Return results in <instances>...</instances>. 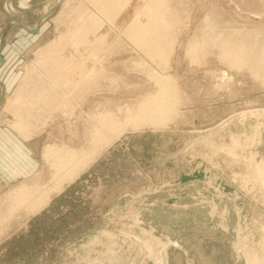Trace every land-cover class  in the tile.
<instances>
[{
	"label": "rangeland",
	"instance_id": "374dc122",
	"mask_svg": "<svg viewBox=\"0 0 264 264\" xmlns=\"http://www.w3.org/2000/svg\"><path fill=\"white\" fill-rule=\"evenodd\" d=\"M17 1L0 0V56L6 59L0 78L10 85L0 101V122L34 142L36 164L19 181L0 183V264H264V72H253L249 60L242 67L250 71L221 64L220 43H210V55L205 48L200 55L206 59L199 55L197 63L187 53L194 34L211 26L230 29L224 34L233 38L249 29L251 36L246 31L237 40L263 50L264 0H166L173 18L159 35L129 30L136 18L147 23L151 0H112L118 11L112 18L109 0H28L26 9L12 13L7 4ZM90 15L99 29H89ZM150 37L169 41L146 49L141 41ZM14 40L23 44L16 52ZM157 49L159 58L149 55ZM54 64L69 71L59 78L66 93H58L66 100L31 122L17 119L30 105L27 98L16 103L24 75L38 66L54 70ZM155 72L170 75L171 88L174 83L181 90L177 98L169 94L176 110L162 127L133 131L131 123L117 141L103 145L96 135L101 129L115 135L129 113L147 115L142 100L161 93ZM107 118L115 126L105 127ZM64 146L98 154L30 214L31 201L16 199L17 190L32 194L50 186L51 152Z\"/></svg>",
	"mask_w": 264,
	"mask_h": 264
},
{
	"label": "bare ground",
	"instance_id": "6f19581e",
	"mask_svg": "<svg viewBox=\"0 0 264 264\" xmlns=\"http://www.w3.org/2000/svg\"><path fill=\"white\" fill-rule=\"evenodd\" d=\"M27 1L28 0H21V1H17V2H14V3H12V4H10V5H12V6H9L8 4H7V8H8V10H10L12 13H14V12H18V11H22V10H24V9H26V6H28L27 5ZM97 1V2H96ZM94 0V2L95 3H99V5H101L102 4V2H104V0ZM98 1H101V4H100V2H98ZM110 2H106V3H110V7H112L113 6V1L112 0H109ZM111 1H112V5H111ZM117 1H119V2H121L120 0H116L115 1V3L117 2ZM124 1V0H123ZM126 2L128 1V0H125ZM152 1L155 3V6H152ZM169 1L167 2L166 0H151L150 2H148V4H150L151 5V7L148 9V10H145L149 15H151L148 19V21H147V23H145V24H143V23H141V22H139V21H137V19L138 18H136L133 22H134V25H132L131 26V28L129 29L130 30V33L131 34H134V33H136V34H140V35H147V34H149V32H155L156 30V32L153 34V35H159L158 34V31H160L159 29H161L162 27H164L165 26V22H168V21H170V19L172 20V18L173 17H171V16H169L170 14V10H169ZM94 4V3H93ZM107 4V5H108ZM117 4V3H116ZM116 4H114V6L116 5ZM121 4V3H120ZM122 4H127V3H122ZM119 5V4H118ZM97 6H98V4H97ZM103 6V5H102ZM112 7V9H110L109 8V6H108V9H109V12H108V14H109V16H110V14L112 13V10L115 12V13H117L115 10H116V6L115 7ZM118 7V6H117ZM122 8V6L121 5H119V8ZM100 8H102L103 10H105L106 8H103V7H100ZM115 9V10H114ZM118 9V8H117ZM216 9H218V8H216ZM18 10V11H17ZM99 10V9H98ZM103 10H101V11H103ZM110 10H111V12H110ZM118 10H120V9H118ZM144 11V12H145ZM220 11V10H219ZM105 12H107L106 10L104 11V13ZM144 12H140V14H142V13H144ZM145 12V13H146ZM211 12V11H210ZM212 12H214V11H212ZM212 12L210 13V14H212ZM103 12H101V14H102ZM145 13L144 14H142V15H144L145 17H146V15H145ZM146 13V14H147ZM99 14V13H98ZM107 14V15H108ZM114 16H118V14L117 15H115L114 13H112ZM112 14H111V18H112ZM208 14V13H207ZM220 14V13H219ZM95 15V14H94ZM92 16V15H90V17L92 16V18L90 19V17L88 18V20H87V25H90V28L89 27H87L86 25H85V27L86 28H84L83 29V31L85 32V30H86V32H88L89 30H88V28L91 30V28H92V31L94 30L93 29V27H91V26H94V27H97L98 28V25H97V16ZM209 15V14H208ZM207 15V16H208ZM214 15V14H213ZM212 15V16H213ZM221 15V14H220ZM104 16H106L105 14H104ZM206 16V15H205ZM216 16V15H215ZM214 16V17H215ZM224 16H225V14H224ZM108 17V16H107ZM144 17V18H145ZM209 18H210V16H208ZM101 18H103V17H101ZM111 18H110V20H111ZM212 18V17H211ZM217 18V17H216ZM222 18V17H221ZM100 19V18H99ZM220 19V18H219ZM228 19V18H227ZM84 20V19H83ZM97 20V21H96ZM101 20V19H100ZM113 20V19H112ZM175 20H177V19H175ZM203 20V19H202ZM202 20H201V22H202ZM212 20H214V19H212ZM212 20H211V22H212ZM108 21V20H107ZM205 22L207 21L208 22V25H209V27L211 26V23H210V21H208V18H206L205 20H204ZM203 21V22H204ZM214 21H216V20H214ZM220 21V20H219ZM221 21H222V19H221ZM230 20H228V22H229ZM232 21V20H231ZM85 22H86V20H85ZM203 22H202V24H203ZM204 22V24H207V22L205 23ZM217 22H218V20L216 21V23L215 24H217ZM233 22V21H232ZM100 23V22H99ZM102 23V22H101ZM236 23V22H235ZM239 23V22H238ZM86 24V23H85ZM202 24H200V25H202ZM212 24H214V23H212ZM219 24V23H218ZM217 24V25H218ZM220 24H222V23H220ZM225 24V23H224ZM223 24V25H224ZM245 24V23H244ZM97 25V26H96ZM103 25H104V23H103ZM103 25H101V26H103ZM222 25V26H223ZM229 26H232V25H234V24H232V25H230V24H228ZM236 25H238L239 26V24H236ZM235 25V27H237ZM248 25V24H247ZM259 26V25H258ZM199 27L200 26H198L197 25V27L196 28H198L199 29ZM206 27H208V26H206ZM228 27V26H227ZM235 27H232L231 29H232V31L234 30V28ZM245 29H246V27L245 26H243ZM248 27H249V25H248ZM251 27H253V26H251ZM254 27H255V25H254ZM260 27V26H259ZM201 28V27H200ZM203 28V27H202ZM211 28H215L214 26H211ZM211 28L209 29V31L208 30H206L205 29V27H204V29L206 30H204V29H202V30H200V33H199V31H197L198 32V34H199V36L198 37H194V36H196L195 34H194V36H193V40H191V42L192 43H190L191 45L189 46V48L187 47V53H190V55H191V58H192V60L191 61H198V59H197V56H199L203 51H206V49L205 48H207V52H205V53H207V54H209L210 55V53H208V50H210L209 48H211V47H209V46H212V45H214V47H215V45L217 46V44L216 43H220V45H218V47L217 48H219L218 49V52H220L218 55H219V60H221V64L223 63V65L225 64V63H230V64H232V66L233 65H235V67H237V65L239 66L240 64H241V67H242V64L244 63V64H246L247 63V67H249V65H248V63L249 62H246L247 60H249L250 61V63H251V65L254 67V71L253 72H255V70L258 72V71H261V73H263L264 71H262V70H264V53H263V50L261 49V51L259 50L260 49V46H262L261 44H259V43H254V44H248V43H246V42H243L242 41V39H239V40H237V38H238V36L240 35L241 36V34L244 32L243 30H241L240 32L241 33H238L239 35L238 36H236L235 38H233L232 36H230V35H227L229 32H231V31H228V30H230V29H228L227 30V34H224V33H221V32H214L213 30H211ZM237 28H240V27H237ZM257 28V27H256ZM264 28V26L261 28V29H263ZM99 29V28H98ZM97 29V30H98ZM208 29V28H207ZM223 29H224V27H223ZM222 29V30H223ZM241 29H242V27H241ZM251 29V28H250ZM258 29V28H257ZM260 29V28H259ZM197 30V29H196ZM215 30H216V28H215ZM217 30H219V29H217ZM237 30V29H236ZM240 29H238V31H239ZM254 30V29H253ZM246 31L247 32H249V35H250V31H249V29H246ZM245 31V32H246ZM259 31V30H258ZM235 32L237 33V31H234V35H236L235 34ZM244 32V33H245ZM256 32V31H255ZM262 32H264V31H262ZM261 31H260V33L259 34H256L257 36L258 35H260L261 33H262ZM89 33H91V31L90 32H88V35H89ZM243 33V34H244ZM86 33H84V35H85ZM252 34H255L254 32L252 33ZM264 34V33H263ZM81 35H83V34H81ZM245 35H246V33H245ZM86 36H87V34H86ZM242 36H244V35H242ZM242 36H241V38H242ZM251 36V35H250ZM255 36V35H254ZM253 36V37H254ZM257 36H256V38H257ZM263 35H261L260 36V39H263L264 40V36H263V38H261ZM88 37V36H87ZM104 37V36H103ZM245 37V36H244ZM247 37H248V34H247ZM252 37V38H253ZM86 38V37H85ZM159 39H160V41H159V39H157L156 37H150L148 40H142L141 41V44H142V46L144 47V48H146V49H149V48H153V47H156L157 45H159L160 47L161 46H165V44H164V41H165V39L166 40H168V38H161V37H158ZM246 38V37H245ZM249 38V37H248ZM252 38H250V39H252ZM257 39H259V37L257 38ZM254 40H256V39H253V41ZM101 41L102 40H100V43H101ZM169 41V40H168ZM257 41V40H256ZM98 42H99V39H98ZM97 42V43H98ZM172 42V41H171ZM251 42V41H250ZM264 42V41H263ZM103 43V42H102ZM204 43V46H201V44H203ZM210 43H212V45H209ZM94 44V43H93ZM168 44H169V42H168ZM92 45V44H91ZM205 45H207V46H205ZM209 45V46H208ZM264 47V46H263ZM216 48V47H215ZM214 48V50H216ZM97 51V50H96ZM95 51V52H96ZM217 51V50H216ZM212 52V51H211ZM149 55H154V53L155 54H157L158 53V57H156V55H154V57H156V58H159V53L161 54V51L160 50H150L149 52ZM152 53V54H151ZM213 53V52H212ZM211 53V54H212ZM163 54V53H162ZM168 55V54H167ZM167 55L165 54V52H164V55L162 56L161 55V57H160V59L161 60H163L164 62L167 60L166 58H167ZM189 54H187L186 56L189 58V56H188ZM97 56V55H96ZM166 56V57H165ZM201 56H203L204 57V55H200L199 56V59H201V58H203V57H201ZM206 57V56H205ZM204 57V58H205ZM215 57V56H214ZM216 57H217V53H216ZM206 59V58H205ZM209 60V59H208ZM0 61H1V58H0ZM195 61V62H196ZM205 61V60H204ZM59 62V61H58ZM52 63H55V62H53L52 61ZM194 63V62H193ZM197 63V62H196ZM200 63V62H199ZM249 63V64H250ZM52 65V64H51ZM206 65V64H205ZM250 65V66H251ZM53 66V65H52ZM54 66H55V64H54ZM231 66V67H232ZM205 67V66H204ZM247 67H242V68H247ZM53 68V67H52ZM65 68V66L62 64H60V66H55L54 67V70H52L49 66H45V69H39V66H38V68L36 67V68H33V69H30L25 75H24V77H23V81H22V83H21V85H20V87L17 89V94H19L18 96H17V98H16V103H18V100H20L21 98H23L21 101H23L24 100V98H27L29 101H30V103H28V104H30V105H27V106H22L21 108L23 109V111L24 112H26L25 114H23V111H21L22 112V114L24 115L23 117H19V118H17V119H23L24 121H30L31 122V120H32V118L33 117H40L41 115H42V113H43V111L44 110H46L47 108H48V110H50V109H54V107H55V105L58 103V102H61V101H63V99H65L63 96H64V94H62L60 91L61 90H63L62 92H64V93H66L65 92V88L64 87H61V86H63L61 83L62 82H59V78H60V75H62V73L63 74H65V72H64V69ZM233 69H234V67H232ZM238 68H240V66L238 67ZM250 68H252V67H250ZM250 68H247L248 70L250 69ZM46 69L48 70V73H46L45 71H46ZM252 70V69H251ZM66 72H69V71H67V69L65 70ZM75 71V70H74ZM250 71V70H249ZM62 72V73H61ZM252 72V71H251ZM252 72V73H253ZM72 73V72H71ZM87 73H89V72H87ZM163 73V72H162ZM67 74V73H66ZM92 74V73H91ZM96 74V73H95ZM97 74H98V72H97ZM96 74V75H97ZM100 74V73H99ZM98 74V75H99ZM158 73L157 72H155L154 73V76L156 75V77L158 76L159 77V80H158V84H159V89H161V91L159 90V92H161V93H159V94H157L156 96L154 95L153 97L152 96H149V97H146L145 99H143L142 100V102H141V104H144L145 106H143L144 108H145V113H147V115H145L144 113H143V115L142 116H135L134 118H133V116L129 113H127L128 114V116L129 117H127V118H125V122H123L122 124H121V127H119V128H116V130H114V131H116V134L115 135H108V133L106 132V131H103L102 129H101V132H99V133H96V135H100L99 137H101V140L103 141V145H105V144H109V143H111V142H113L115 139H117L118 137H120V135H122V133H124V131H126L127 130V127L132 123V126H131V128H133V131H137L138 129H141V128H144V126H147V125H150V126H154V128H157V127H162V126H164V125H162V123L163 124H166V122H167V120H168V113L170 114L171 112H174L175 110H176V108H175V106L176 105H173L174 104V99L175 98H177L178 96H176V94H174V93H177V92H180L181 90H179L178 88H176V86H174V83L172 84L173 86H172V88H171V84L169 85V83H172L171 82V79H172V81H173V78H171L170 77V75H165V76H162L161 74H160V76H159V74L157 75ZM256 74H260V73H256ZM79 75V74H78ZM253 75V77H254V75L255 74H252ZM261 76H264V75H262V74H260ZM259 75V76H260ZM95 76V75H94ZM100 77H102V76H99V78ZM97 78V77H96ZM96 78H90V84H92V80L93 79H95V80H93V81H96L97 79ZM89 79V78H88ZM92 79V80H91ZM255 79V78H254ZM86 80H87V77H86ZM155 80V79H154ZM262 80V79H261ZM84 81V80H83ZM88 82H89V80H87ZM69 82V81H68ZM85 83H87V82H85L84 81V83L83 84H85ZM94 84H95V82H93ZM97 83V82H96ZM90 84H87V85H90ZM263 84V83H262ZM93 85V84H92ZM264 85V84H263ZM83 86V85H82ZM81 87V86H80ZM88 87V86H87ZM96 87V86H95ZM90 88V87H89ZM93 88V87H92ZM97 88V87H96ZM58 89L60 90L59 91V93H58ZM95 89V88H94ZM81 90V89H80ZM76 92H77V90H76ZM75 92V93H76ZM60 93L62 94V96L60 95ZM68 93V92H67ZM83 93V92H82ZM171 93H172V95L174 94L175 95V98L174 99H172L171 98ZM77 94V93H76ZM169 94L171 95V96H169ZM180 94H181V92H180ZM60 95V96H59ZM78 95H80L79 93H78ZM151 95H152V93H151ZM74 96V95H73ZM75 97V96H74ZM73 97V98H74ZM63 98V99H62ZM180 98V97H179ZM66 100V99H65ZM71 100V99H70ZM25 101V100H24ZM27 102V101H26ZM181 102V101H180ZM173 103V104H172ZM62 104V103H61ZM181 104V103H180ZM73 106H75V105H73ZM27 107V108H26ZM178 107V106H177ZM24 108H26V109H24ZM244 111V110H243ZM178 111H176V113H177ZM180 113V112H179ZM44 115V114H43ZM126 115V114H125ZM178 115V114H177ZM19 116H21V115H19ZM181 117V116H180ZM114 119H111V118H107V119H105V120H103V124H104V126L106 127V124L108 123V122H112V124L115 126V124L116 123H114V121H113ZM19 121V120H18ZM34 121V120H33ZM32 121V122H33ZM17 122V121H16ZM117 122V121H116ZM35 123V122H34ZM109 128H110V124H108L107 125ZM117 126V125H116ZM118 126H120V125H118ZM113 127V126H112ZM111 127V128H112ZM203 131V130H202ZM96 141V140H95ZM94 141V142H95ZM115 141H117V140H115ZM105 143V144H104ZM114 143V142H113ZM97 144V143H96ZM107 144V145H108ZM112 144V143H111ZM102 148V147H101ZM51 150V149H50ZM49 153V152H48ZM84 153H86V152H82V150H80V149H75V148H72L71 146H64V147H62L61 149L60 148H56L55 147V149H53V153L51 152V154H53V155H51V157H50V161L52 162V167L55 169V172L53 173V176H52V180H51V185L49 186V185H47V186H45V187H36L35 189H34V191H33V193L31 194V191H27L28 189H22V188H19V191L17 190V194H16V199H17V195L21 198V199H23V200H26V201H24V202H28L29 200L31 201V204L30 203H28V204H30V214H34V213H36L37 211H39L40 209H42V208H44L45 206H47L48 204H49V201L51 200V196L54 194V193H58L61 189H63V187H64V184H65V182H67V181H70V180H72V179H74L78 174H79V172H80V170H83V168H81L82 166L84 167L88 162L87 161H90V159L92 160L93 158H94V156L96 155V154H98V152L96 153V151H93V153L91 152V154H88V155H85ZM48 159V158H47ZM86 163V164H85ZM85 167H87V166H85ZM52 168V169H53ZM78 177V176H77ZM25 187V186H24ZM31 189V188H30ZM18 197V198H19ZM21 199H18V200H20L21 201ZM22 200V201H23ZM24 202H22L21 204H23ZM35 202H36V204H35ZM20 203V202H19ZM19 203H18V205H19ZM34 206H33V205ZM15 205H17V202L15 203ZM32 205V206H31ZM27 206V205H26ZM29 206V205H28ZM24 207H25V205H24ZM17 208V207H16ZM20 209H22V206L20 205V207H19ZM25 210H29V209H25ZM7 215V214H6ZM27 216V215H26ZM7 217V216H6ZM8 219V218H7ZM256 261V260H255Z\"/></svg>",
	"mask_w": 264,
	"mask_h": 264
},
{
	"label": "crops",
	"instance_id": "0c3cea01",
	"mask_svg": "<svg viewBox=\"0 0 264 264\" xmlns=\"http://www.w3.org/2000/svg\"><path fill=\"white\" fill-rule=\"evenodd\" d=\"M11 22L13 21L8 22V24H10ZM24 24L26 26H29V22L27 21H24ZM11 41L12 40H8V42ZM15 41L16 40H14V42ZM11 43H13V41ZM15 44H17L16 47L14 48L15 52L18 51L23 46L20 40H17ZM13 45L14 43L11 46L13 47ZM4 61L6 62V59H4ZM9 86L7 88V83L5 79L0 78V101H2L3 97L6 95ZM35 156H36L35 145L33 141L30 142L25 139H22L19 134H16V132H14L13 130L6 127L0 122V183L1 184L14 183L16 181H19V179H22L28 176L29 174H31L36 164Z\"/></svg>",
	"mask_w": 264,
	"mask_h": 264
},
{
	"label": "water",
	"instance_id": "95a60500",
	"mask_svg": "<svg viewBox=\"0 0 264 264\" xmlns=\"http://www.w3.org/2000/svg\"><path fill=\"white\" fill-rule=\"evenodd\" d=\"M14 21L18 22V23H21V21L17 18H14ZM34 30H37V29H34ZM1 57V56H0ZM1 61H3V58L1 57Z\"/></svg>",
	"mask_w": 264,
	"mask_h": 264
}]
</instances>
